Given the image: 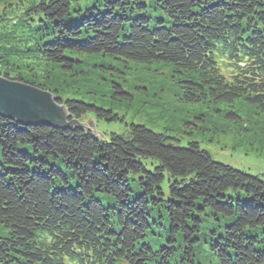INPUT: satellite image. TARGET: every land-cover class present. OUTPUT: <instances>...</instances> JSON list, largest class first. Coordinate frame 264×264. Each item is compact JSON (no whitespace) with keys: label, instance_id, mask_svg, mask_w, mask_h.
Masks as SVG:
<instances>
[{"label":"trees","instance_id":"1","mask_svg":"<svg viewBox=\"0 0 264 264\" xmlns=\"http://www.w3.org/2000/svg\"><path fill=\"white\" fill-rule=\"evenodd\" d=\"M83 1L1 9L0 75L53 92L69 121H123L53 78L82 55L162 64L187 102L264 113V0ZM0 264H264V180L146 125L107 137L0 114Z\"/></svg>","mask_w":264,"mask_h":264},{"label":"rangeland","instance_id":"2","mask_svg":"<svg viewBox=\"0 0 264 264\" xmlns=\"http://www.w3.org/2000/svg\"><path fill=\"white\" fill-rule=\"evenodd\" d=\"M39 1L0 0V10L10 4L15 6L17 15L22 17L27 7ZM94 1H83L79 5L85 7ZM78 57L82 61L72 74L62 73L59 66L48 65V69L58 81L62 77L74 80L73 88L79 84L83 90L98 92L102 97L95 100V103L105 109H112L122 117V122H106L94 116L96 127H102L100 132L95 129L97 134L109 137L112 133L123 132L131 124L146 125L155 131L168 133L178 139L182 146L197 142L215 160L264 180V113L239 101L237 106L241 117L237 119L231 115L226 117L208 104L187 102L178 90L181 83L171 78V70L162 64L122 63L102 56ZM102 63H108L110 67L102 69ZM40 72L38 76L42 75ZM23 73L37 74L24 66ZM113 82L121 84L123 90L130 94L131 100H127L128 96L122 99L113 95ZM72 94L74 93L69 92L68 95ZM100 100L115 107L100 105ZM90 118L91 116L86 117L82 121L89 122Z\"/></svg>","mask_w":264,"mask_h":264},{"label":"water","instance_id":"3","mask_svg":"<svg viewBox=\"0 0 264 264\" xmlns=\"http://www.w3.org/2000/svg\"><path fill=\"white\" fill-rule=\"evenodd\" d=\"M0 114L15 119L23 124H50L57 127H69L84 124L94 127H85L95 132L102 131L96 127L94 115L90 121L71 120L65 104L60 103L54 93L41 87L9 79L0 75ZM96 129V130H95Z\"/></svg>","mask_w":264,"mask_h":264}]
</instances>
